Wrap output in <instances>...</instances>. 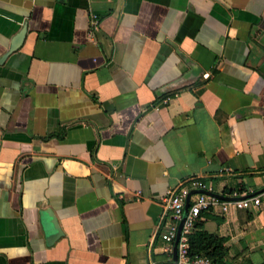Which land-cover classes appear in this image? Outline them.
I'll use <instances>...</instances> for the list:
<instances>
[{
	"label": "crops",
	"instance_id": "obj_1",
	"mask_svg": "<svg viewBox=\"0 0 264 264\" xmlns=\"http://www.w3.org/2000/svg\"><path fill=\"white\" fill-rule=\"evenodd\" d=\"M25 24L0 62V264H173L169 189L264 192V0H0V60ZM199 220L264 264V197Z\"/></svg>",
	"mask_w": 264,
	"mask_h": 264
},
{
	"label": "built area",
	"instance_id": "obj_2",
	"mask_svg": "<svg viewBox=\"0 0 264 264\" xmlns=\"http://www.w3.org/2000/svg\"><path fill=\"white\" fill-rule=\"evenodd\" d=\"M92 31L99 30L100 19L98 15L91 17ZM208 76V75H206ZM194 190L211 191L212 186L201 178H192L188 183H184L176 188L169 189L162 197L161 203L164 213L169 214L171 222L168 230L163 233L164 240L169 244L168 249L172 250L178 235L179 225L184 216L185 207L190 193ZM233 200H221L214 194L205 192L194 193L190 198L189 213L183 224L180 240L178 243V259L173 264H220L206 255H190V235L194 226L201 217L202 212L213 208L221 207L223 212H228L232 205L238 208L259 209L262 205L264 192L256 195L241 197L237 193L233 195Z\"/></svg>",
	"mask_w": 264,
	"mask_h": 264
},
{
	"label": "water",
	"instance_id": "obj_3",
	"mask_svg": "<svg viewBox=\"0 0 264 264\" xmlns=\"http://www.w3.org/2000/svg\"><path fill=\"white\" fill-rule=\"evenodd\" d=\"M27 31H28V26H27V24H25L23 26V28L15 35L14 39L12 40V43H11V46H10L8 52H6L4 54V56L1 58L0 62H3L12 52L18 50L22 46V44L25 41ZM200 75H201V72H199V70L195 66H191L190 71L185 73L182 77L178 78L177 80L170 82V83L166 84L165 86H163L162 88H160L158 90L157 94L158 95H164L169 90H171L173 88L182 87V86L186 85L187 83H189L190 81H193V79L199 77ZM197 192H205V193H209V194H214V195H216L219 198L224 199V200L235 199V198L227 196L225 194H215V193H212V192L207 191V190H194L190 193L188 200H187L186 207H185L183 219L181 220L180 225H179L178 235H177L175 245H174V262H176L178 259V243L180 240L183 224H184L185 219L189 213L190 198L194 193H197ZM42 214L45 215L46 218H48V223L52 226L53 233L48 237L47 241H48V244H53L56 240H58L60 238V236L63 234V231H62L60 224H59V221H58V219H57V217H56V215L52 209L48 208V209L42 210Z\"/></svg>",
	"mask_w": 264,
	"mask_h": 264
},
{
	"label": "trees",
	"instance_id": "obj_4",
	"mask_svg": "<svg viewBox=\"0 0 264 264\" xmlns=\"http://www.w3.org/2000/svg\"><path fill=\"white\" fill-rule=\"evenodd\" d=\"M199 219L190 235V255H206L217 263L227 264L228 247L226 246V238L208 232L204 228V223Z\"/></svg>",
	"mask_w": 264,
	"mask_h": 264
}]
</instances>
